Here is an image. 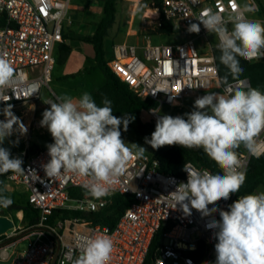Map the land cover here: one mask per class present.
<instances>
[{
	"label": "built area",
	"instance_id": "1",
	"mask_svg": "<svg viewBox=\"0 0 264 264\" xmlns=\"http://www.w3.org/2000/svg\"><path fill=\"white\" fill-rule=\"evenodd\" d=\"M139 1L132 0L135 6ZM246 1L249 6L258 7L254 0ZM76 2L0 0V19L5 23L0 27V54L15 69L14 80L4 93L11 97L7 103L15 106L41 99L42 89L51 82L56 63L55 52L58 45L64 42L69 12ZM233 3L240 5L238 0H163L158 7L153 3L152 12L156 16L145 17L144 22L149 26V34L157 33L163 18L178 29L175 35L183 37V41L157 44L150 39L141 47L127 42L115 45L107 67L137 97L155 103L148 110L154 121L158 116L165 115L163 112L166 110L176 111L175 116L181 115L186 108V100L198 92L217 90L222 95L227 94L213 44L216 42L218 45V37L209 34L202 24L198 34L190 33L187 29L190 23H199L196 18L205 8H212L214 12L223 10L221 15L227 18L232 12ZM227 27L231 30V23ZM131 31L134 32L132 27ZM263 60L264 57H259L245 61L254 64ZM228 81V86L233 88H253L246 78L233 80L230 77ZM57 97L56 94L49 97L46 107L50 108L47 103L56 101ZM1 104L5 102L0 101ZM154 108L160 109L158 114L150 111ZM30 127L50 134L46 127L40 126L35 115ZM53 142L51 136L50 143ZM261 142H264V132L257 137V143ZM237 153L241 162L239 170L245 173L251 159L264 154V147L253 154L241 145ZM145 156L129 162L125 174L110 187L109 195L94 198L84 187L86 177L71 172H62L56 177L47 176L43 168L50 159L47 147L36 149L23 161L24 173H12L6 180V185L22 187L30 205L38 211L37 222L30 227L36 230L28 236V248L12 255L10 248L17 244L19 239H14L22 232L13 219L0 211V216L9 218L14 224L12 229L0 235V262L52 264L59 242L55 264H74L80 254L78 237L107 235L114 242L109 264H215L216 241L212 239V230L207 229L206 224L212 218L218 220V214L202 218L193 209L192 215L185 217L182 211L173 210L166 196L175 190L177 184L186 182L187 173L184 171L183 177L165 174L159 171V162L152 154L145 153ZM185 165L199 171L207 170L192 162ZM73 190L77 193L72 194ZM115 195L132 196L133 202L113 228L93 224L87 219L86 214L99 212ZM242 196L245 195L239 194V191L231 194L228 200L218 201L217 207L228 210V206ZM57 210L83 215L56 219L50 223L51 216ZM158 235L161 243L154 249L153 258L148 262L152 244Z\"/></svg>",
	"mask_w": 264,
	"mask_h": 264
},
{
	"label": "clouds",
	"instance_id": "2",
	"mask_svg": "<svg viewBox=\"0 0 264 264\" xmlns=\"http://www.w3.org/2000/svg\"><path fill=\"white\" fill-rule=\"evenodd\" d=\"M257 10L247 3L243 6L233 3L232 12L225 18L221 15L223 10L214 12L205 8L196 18L199 23L189 24L190 33L198 34L202 24L209 34L218 37L219 60L228 69V74L221 78L227 94L208 92L197 97L194 110L183 116H158L150 139L145 138V144L152 149L174 145L202 149L222 169L223 174H212L184 165L186 182L177 184L166 196L172 209L182 211L185 217L191 216L193 209L202 218L218 214V220L212 218L206 224L216 241L215 264H264V192L239 197L228 210L217 207L218 201L237 193L246 179L239 170L241 162L235 150L243 145L256 154L264 147V142L257 143V137L264 132V92L228 86V75L236 80L243 73L238 57L249 61L264 57V22L245 15ZM229 23L231 30L227 27ZM14 76L15 69L0 54V101L6 104L0 110L4 116L0 120V174L25 171L22 158L13 157L10 149L2 146L14 132L27 133V127L7 103L11 97L4 94ZM47 104L50 108L43 111L40 121L54 141L46 146L50 159L43 168L47 176L71 172L86 177L84 187L88 193L102 198L110 194V187L125 174L130 161L146 158L147 148L122 139L121 126L126 132L135 117L113 115L112 101L108 98L98 106L88 92L78 100L63 94ZM150 111L158 114L160 109ZM18 142L12 141L14 145ZM12 203L0 191V207L7 208ZM77 247L80 254L74 264H109L114 242L107 235L84 236L78 237Z\"/></svg>",
	"mask_w": 264,
	"mask_h": 264
},
{
	"label": "trees",
	"instance_id": "3",
	"mask_svg": "<svg viewBox=\"0 0 264 264\" xmlns=\"http://www.w3.org/2000/svg\"><path fill=\"white\" fill-rule=\"evenodd\" d=\"M103 2V16L93 30L92 33L87 35L70 34L65 35L64 42L58 45L55 58V65L63 66L67 63L72 47L67 44L68 40L79 41L90 47L92 56L90 60L94 66L97 67L104 77V82L93 88L90 91L93 99L98 106H102V100L106 97L112 101L113 115H132L135 119L129 123L128 130L125 132L121 128L122 139L125 142L128 140V132L134 128L138 141L135 143L147 148V152L152 154L154 158L159 162V171L174 175L177 177L184 176V165L187 162H192L199 168L207 169L213 174H223L219 166L210 159L201 149L196 148H181L178 145L163 146L159 149H152L150 145L145 144V138L150 139L151 133L155 130L156 121L143 122L141 114L148 111L151 107L155 106V103L149 99L143 100L137 97L129 88V86L120 80L112 71L107 67V62L112 58L113 54H108L105 47V39L109 36L110 30L114 27L117 19V4L120 0H96ZM163 0H151L155 7L162 4ZM259 10L264 12V5L261 0H254ZM5 23L0 19V27ZM157 34L172 36L178 33V29L166 22L162 18V26L157 29ZM240 66L243 68V73L238 79H249L253 88H258L264 92V60L258 63L250 64L243 58H239ZM83 71H78L74 74L66 76L65 78H76L81 76ZM12 105V104H11ZM6 104L0 105V110L5 107ZM13 106V105H12ZM11 149V147H6ZM238 148L235 150L237 151ZM13 172L0 174V191L4 195L9 196L13 203L7 208L0 207V211H16L22 213L23 220L30 226H34L38 219V211L34 209L28 202L25 193H11L6 187L7 177ZM246 179L244 184L239 190V194L248 195L254 193L258 187L264 184V154L257 158H252L249 166L245 172ZM77 193L76 190L72 191V194ZM133 202L132 196L115 195L111 198L109 204L97 213H88L85 216L93 224H99L109 228H113L117 220L123 215L128 207ZM83 214L76 212H69L66 210H57L50 218V223H54L56 219H64L71 216H81ZM161 243V237L158 235L151 248L148 262L153 258L154 249Z\"/></svg>",
	"mask_w": 264,
	"mask_h": 264
},
{
	"label": "rangeland",
	"instance_id": "4",
	"mask_svg": "<svg viewBox=\"0 0 264 264\" xmlns=\"http://www.w3.org/2000/svg\"><path fill=\"white\" fill-rule=\"evenodd\" d=\"M76 4L69 12V22H67L64 33L65 35L70 34H80L87 35L93 32L96 26L99 24L103 16V2L96 0H76ZM211 0H208L210 2ZM239 4L243 6L247 3L246 0H238ZM264 5V0H261ZM248 4V3H247ZM153 3L151 0H140L135 6L132 0H120L117 4V19L114 27L110 30L109 36L105 39V47L108 54H113V49L115 45L122 42H127L130 44L143 46L147 40L151 39L152 43H176L183 41V37L176 36H165L161 34H149V26L144 25L146 21L145 17H155L156 15L152 12ZM258 10L246 13V17L252 20H259L264 22V12ZM131 27L132 30L131 31ZM232 29V24L231 27ZM68 42L73 43L75 48L72 53L70 61L68 60L65 65L70 66H56L52 73L51 82L49 86L42 89L41 99L33 103H26L15 105L12 108L14 114L20 118L22 123L27 127V133L21 134L19 132H14L13 135L6 139L3 147H11L10 151L13 157H20L24 161L30 154L34 153L39 147H45L51 142V135L46 131L33 130L31 122L33 116L41 121L42 113L46 107V100L54 96L67 94L74 100H78L84 92L90 93V91L101 85L104 82V77L101 71L94 66L93 62L90 60L92 52H90V47L79 42L68 40ZM214 44L215 56L218 60L219 67L225 76L228 74V69L220 63L219 57L221 55L219 49L217 48L216 42ZM141 55V53H140ZM72 67L79 69L78 71H83L81 76L76 78H65L71 74L76 73V71L71 70ZM70 67V68H69ZM77 71V72H78ZM231 76L228 75V78ZM208 92H218L217 90L198 92L195 96L188 98L185 102L186 108L181 112V116L185 113H189L194 110V101L197 97L203 96ZM176 111L166 110L163 114L175 116ZM125 115H120L117 117H123ZM186 118V117H185ZM4 116L0 114V120H3ZM141 119L143 122H150L152 119L148 111L141 114ZM123 129V126H121ZM19 141L18 144H13L12 141ZM138 136L134 128L128 132L127 143H135L138 141ZM202 150V149H201ZM7 189L11 193H24L23 188L20 186L7 184ZM264 192V184L257 188V190L252 194H259ZM11 219H13L15 225L20 227L21 232L30 228V226L23 220L22 213L16 211H1ZM20 232V233H21ZM31 233L25 235L23 238L19 239L17 244L10 248V252L13 254L21 253L28 248L30 238L28 236Z\"/></svg>",
	"mask_w": 264,
	"mask_h": 264
},
{
	"label": "water",
	"instance_id": "5",
	"mask_svg": "<svg viewBox=\"0 0 264 264\" xmlns=\"http://www.w3.org/2000/svg\"><path fill=\"white\" fill-rule=\"evenodd\" d=\"M14 226L13 222L5 217V216H0V235L7 232L8 230L12 229ZM36 229L35 228H29L25 231H23L20 235H18L14 240L16 239H21L23 238L25 235L35 231ZM2 246V245H0ZM59 248H60V243L58 242L57 243V247H56V250H55V256H54V260L52 262V264H55V259L58 255V252H59ZM0 264H10V261H7V262H0Z\"/></svg>",
	"mask_w": 264,
	"mask_h": 264
},
{
	"label": "crops",
	"instance_id": "6",
	"mask_svg": "<svg viewBox=\"0 0 264 264\" xmlns=\"http://www.w3.org/2000/svg\"><path fill=\"white\" fill-rule=\"evenodd\" d=\"M67 44L70 45V46L72 47V53H73L74 50H75V48L73 47L74 44L71 43V42L69 43L68 41H67ZM90 52H91V51H90ZM72 53H71V55H70V57H69V59H68L69 61H70V58H71L72 55H73ZM65 66H70V65H69V63H68V65H65ZM69 68H70V67H69ZM72 69H73V70H72ZM71 70L77 72L79 69H76V68L72 67V65H71ZM22 190H23V189H22ZM23 192H24V190H23Z\"/></svg>",
	"mask_w": 264,
	"mask_h": 264
}]
</instances>
